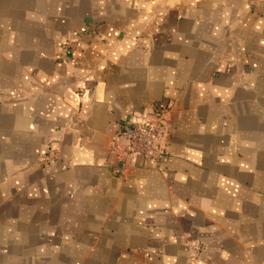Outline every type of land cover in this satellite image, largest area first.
<instances>
[{
  "label": "crops",
  "instance_id": "1",
  "mask_svg": "<svg viewBox=\"0 0 264 264\" xmlns=\"http://www.w3.org/2000/svg\"><path fill=\"white\" fill-rule=\"evenodd\" d=\"M0 264H264V0H0Z\"/></svg>",
  "mask_w": 264,
  "mask_h": 264
},
{
  "label": "built area",
  "instance_id": "2",
  "mask_svg": "<svg viewBox=\"0 0 264 264\" xmlns=\"http://www.w3.org/2000/svg\"><path fill=\"white\" fill-rule=\"evenodd\" d=\"M67 47L73 48L74 43L66 41ZM167 105L153 103L147 108L146 118L143 121L126 119L123 125L110 136L108 147L115 156L120 167L131 163L136 156L150 158L157 166L165 154L166 146V119ZM58 143L51 138L41 154L43 163L49 164L56 159ZM199 247L192 246V254Z\"/></svg>",
  "mask_w": 264,
  "mask_h": 264
}]
</instances>
